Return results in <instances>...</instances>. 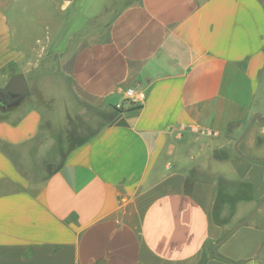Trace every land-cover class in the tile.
I'll return each instance as SVG.
<instances>
[{
  "label": "crops",
  "instance_id": "1",
  "mask_svg": "<svg viewBox=\"0 0 264 264\" xmlns=\"http://www.w3.org/2000/svg\"><path fill=\"white\" fill-rule=\"evenodd\" d=\"M30 1L0 0V59L14 75L28 57L13 37L30 35L15 6ZM79 1H36L55 20L35 44L41 105L0 118V264H264V200L231 227L264 197V161L234 151L264 116V0H128L86 39L103 9L78 16ZM130 87L144 104L117 110ZM89 110L114 113L95 130ZM79 116L94 133L71 144ZM239 149L264 158V123ZM220 196L238 197L224 226Z\"/></svg>",
  "mask_w": 264,
  "mask_h": 264
},
{
  "label": "rangeland",
  "instance_id": "2",
  "mask_svg": "<svg viewBox=\"0 0 264 264\" xmlns=\"http://www.w3.org/2000/svg\"><path fill=\"white\" fill-rule=\"evenodd\" d=\"M37 0H31L29 3L26 2V5H28L25 13H22V10L20 11L18 8H20V5H16L17 13L16 15H20V17L23 18V20L15 21L16 24L18 23V26L20 25V30L22 27H27L30 35L28 36H22V35H16L13 37L15 41H18L20 44V47H24L27 49L25 51V55L28 57L26 66H24V72L25 76L27 78L29 87H30V94L21 102L22 105L27 104L28 102H33L34 104L41 105L42 98L39 95L38 90V80L41 74L45 73V70L47 71V67L44 66L45 60H41L40 54L36 49V43H38V39L40 38L39 31H40V25L41 23H45L49 26L54 27L55 26V20L54 19H46L47 15L44 14L47 10L43 9L46 8L44 5L36 3ZM81 1V0H80ZM74 3L70 8H73L76 12V14L79 16H85L90 17L92 14H95L96 12H99L102 10V15H100L99 18H96L94 20L89 21V23L80 31V37L86 39L88 38V34L90 33H97L100 32L104 26L110 21H112L127 5L128 0H85L83 3ZM126 1V3H125ZM25 5V6H26ZM15 9V12H16ZM48 9V8H47ZM42 17L44 16L45 20L40 21L39 19H32V17ZM17 26V27H18ZM94 28V29H92ZM24 38V40H23ZM24 45V46H23ZM52 57L49 56L48 60H51ZM6 60L0 59V89L4 88L8 82V80L14 75L16 67H11L6 64H3ZM52 67L49 71L55 72L56 67L54 66L52 62ZM49 107V105H47ZM52 114L54 115L55 119L59 118V106L57 104V101L54 102L53 108H51ZM6 110L0 106V118H2L3 113ZM49 111V110H48ZM89 116H87L86 119H88L89 122H93V128L96 130L100 128L106 120L112 117L113 110L110 112L108 111H88ZM93 113V115H91ZM83 117V116H82ZM82 117L77 118H71L68 121V125L66 127V130L64 131V136L67 137L69 142L71 144L77 143L80 140L87 138L91 136L94 132L91 131V125L87 124ZM58 124V123H57ZM249 137V136H248ZM248 137L246 139H248ZM57 164V161L54 164H49L47 167V172L51 170L52 167H55ZM222 199H225L226 202L222 205H218V224L221 226L226 225L228 222L232 223V220L234 219L235 211L233 210L229 217L222 218L221 216V208L227 204H232V199L230 200V197L228 196H222L219 201ZM219 204V203H218ZM217 220V218H216ZM244 219L238 221L237 223H232L231 227L234 228L236 225L241 223Z\"/></svg>",
  "mask_w": 264,
  "mask_h": 264
},
{
  "label": "water",
  "instance_id": "3",
  "mask_svg": "<svg viewBox=\"0 0 264 264\" xmlns=\"http://www.w3.org/2000/svg\"><path fill=\"white\" fill-rule=\"evenodd\" d=\"M30 94V87L28 84V81L26 79V76L23 73H18L13 75L7 82L6 86L2 89H0V106L4 110L11 109L13 107L18 106L28 95ZM257 121L259 123H264V116H261L259 112H255L248 125L246 126L245 130L242 132V134L239 136V138L236 140L234 144V151L241 157L252 160V161H264V158H254L244 155L240 149L239 144L243 141L249 130L251 129L253 123ZM264 197L259 201L255 209L238 225L234 227L238 228L239 226L243 225L252 215L253 213L258 209V207L263 202Z\"/></svg>",
  "mask_w": 264,
  "mask_h": 264
},
{
  "label": "built area",
  "instance_id": "4",
  "mask_svg": "<svg viewBox=\"0 0 264 264\" xmlns=\"http://www.w3.org/2000/svg\"><path fill=\"white\" fill-rule=\"evenodd\" d=\"M145 93L136 88V87H130L127 88L124 92V100L121 104L116 105V109H121L124 104H129L133 106H142L145 102ZM207 135H212V136H217L218 133L214 131L207 130L206 131Z\"/></svg>",
  "mask_w": 264,
  "mask_h": 264
},
{
  "label": "trees",
  "instance_id": "5",
  "mask_svg": "<svg viewBox=\"0 0 264 264\" xmlns=\"http://www.w3.org/2000/svg\"><path fill=\"white\" fill-rule=\"evenodd\" d=\"M117 110H120V109H117ZM83 140V139H82ZM82 140H80L79 142H81ZM78 143V142H77ZM226 156V154H222V153H220V152H218V157H225ZM222 196H220L219 198H218V205H222V204H224L225 202H226V200L225 199H222L221 201H219V199L221 198ZM236 198L238 199V197H235V198H233V197H230V200L232 199V202H235V200H236ZM243 198V197H242ZM200 264H204V262H201Z\"/></svg>",
  "mask_w": 264,
  "mask_h": 264
}]
</instances>
